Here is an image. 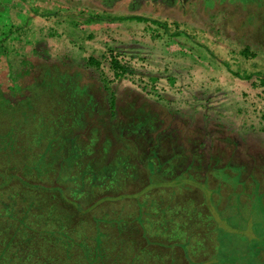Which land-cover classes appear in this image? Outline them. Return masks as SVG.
Wrapping results in <instances>:
<instances>
[{"label": "rangeland", "instance_id": "rangeland-1", "mask_svg": "<svg viewBox=\"0 0 264 264\" xmlns=\"http://www.w3.org/2000/svg\"><path fill=\"white\" fill-rule=\"evenodd\" d=\"M26 2L0 0V264H264V85L233 74L264 75V0Z\"/></svg>", "mask_w": 264, "mask_h": 264}, {"label": "trees", "instance_id": "trees-1", "mask_svg": "<svg viewBox=\"0 0 264 264\" xmlns=\"http://www.w3.org/2000/svg\"><path fill=\"white\" fill-rule=\"evenodd\" d=\"M19 2L21 3H25L27 4V0H18ZM11 6V4H10ZM30 7V6H29ZM35 8V7H34ZM22 8H14L12 10H9V13L11 14V18L9 17L10 21H11V24L9 25L10 29H9V33L8 34H5L4 37L2 40H0V51H4L5 52H8L10 50L9 46H7L9 43H12V41H9V39H14L15 38H11V34H12V30L13 29H17L18 27L20 26H17L16 24V21L15 20V17L14 15L18 13V11H21ZM31 9V7H30ZM36 10V9H35ZM37 11V10H36ZM50 13H53V12H42V13H37L36 12V16H43L44 18H47L49 15H51ZM31 16V15H30ZM91 16H89L90 18ZM103 19H110V17L106 16L104 17ZM116 19V18H115ZM120 19H129V20H137V21H152L154 24H157L158 22L156 21H153L151 19H148V18H143L141 16H125V17H121ZM164 30L167 29V26L166 24H160ZM3 27H6L7 24L4 23L2 25ZM24 27V26H23ZM177 30H175L174 33H176ZM2 34V33H1ZM17 40V39H16ZM242 55L244 57H255V53L253 52H250L249 51V48L248 47H244L241 51ZM86 63L89 65V66H92V67H95V68H100V61L95 58L94 56H89L87 59H86ZM109 67L111 68L112 72H113V79H121V78H124V77H129L131 76L132 74H134V69L132 68V66L129 64L128 61H123L121 58L117 57L116 55H113L111 54L110 55V58H109ZM243 74H240L239 72L235 71L233 72V74L235 76H238V77H241V78H244L245 80H248V81H251V82H255L257 81V79H259L258 81L264 85V75L261 73V72H255V73H244L242 72ZM261 74H262V77H261ZM256 79H255V78ZM110 108H111V111L113 112L114 110V100H111L110 99Z\"/></svg>", "mask_w": 264, "mask_h": 264}, {"label": "crops", "instance_id": "crops-1", "mask_svg": "<svg viewBox=\"0 0 264 264\" xmlns=\"http://www.w3.org/2000/svg\"><path fill=\"white\" fill-rule=\"evenodd\" d=\"M162 211H163V210H162ZM157 215H159V212L153 214L152 218L155 219V220H157L158 224H156V226L159 227V224H160V218H159ZM161 215L164 217V214L161 213ZM196 224H199V226L201 227V226L203 225V222H202V221H201V222H196ZM121 229H122V228L120 227V230H121ZM126 229H127L126 227H125V229H124V227H123V231H124V232H125ZM140 233H141V232H140ZM189 233H191V231H189ZM167 236H169V234H168ZM169 239H170V237H167L165 240L168 241ZM175 252H178V251H176V249H175V250H174V254H176Z\"/></svg>", "mask_w": 264, "mask_h": 264}]
</instances>
